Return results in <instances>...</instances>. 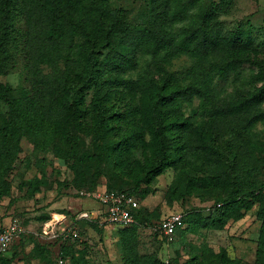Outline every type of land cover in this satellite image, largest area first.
<instances>
[{
    "label": "rangeland",
    "instance_id": "obj_1",
    "mask_svg": "<svg viewBox=\"0 0 264 264\" xmlns=\"http://www.w3.org/2000/svg\"><path fill=\"white\" fill-rule=\"evenodd\" d=\"M210 1H170L163 13L151 11L150 0H109V3L112 10H123L126 25L148 27L158 37L177 39L181 30L200 23L201 9L205 10ZM228 2L217 12L214 29L221 35L238 30L250 33L253 44L248 49L243 48L239 56L235 50L215 53V63L219 66L235 57L240 58L241 65L227 78L214 80L213 94L205 101L206 110L201 109L202 101L195 96L191 101L181 99L179 110L166 111L167 121L175 118L190 123L187 130L178 131V141L183 142L187 152L180 164L163 169L146 185L148 194L139 189L135 192V211L139 221L135 231L106 230L99 224L103 223L100 219L95 227L91 224L95 220L78 218L82 211H104L98 201L85 193L111 188L129 189L134 184L131 176L120 175V170L111 168L110 163L103 164L97 175L90 168L91 174H86L81 188H77L73 181L74 173L69 168L71 155L90 152L97 141L93 134L94 113L90 104L94 97L90 88L83 91V104L90 114L74 119L70 130L73 143L65 147L70 149L65 156L57 154L51 147L37 149L27 139H22L21 150L7 176L10 191L0 198V229L16 219L24 228L26 238L20 246L7 249L0 255V264H48L51 252L57 249L56 245L61 240L60 235L69 232L71 237L66 239L71 246L68 251L70 264H181L185 261L213 264L225 259L240 264L255 263L260 230V220L256 215L258 205L243 211L238 218L228 219L222 228L211 225L206 212V207L229 194L238 197L249 195L259 186L264 191V121L250 127L245 125L250 114L264 111V101L249 114L217 117L208 113V109L233 107L264 82V48L257 46L258 41L264 38V0ZM119 37L103 50L102 58L107 53L122 51L121 42L127 36L121 33ZM195 60L181 54L163 64L161 56L137 53L135 67L125 70L121 76L132 80L140 75L148 77L154 81L152 91L160 87L165 95L177 85L191 83ZM111 75L115 76V73ZM0 82L13 88L14 94H19L21 66L0 75ZM150 101L148 93L128 90L110 91L102 100L112 112L126 117L115 121L116 131L122 134L148 123ZM134 106L139 111L129 118L132 120H127ZM150 157L145 148L133 150L134 161H147ZM212 175L218 176L224 185L216 187L211 184L210 187L193 189L186 185L188 178L197 177L201 181ZM36 181L41 183L34 188ZM190 210L197 212L176 229L172 241H166L159 234V222L176 213L188 218ZM72 232L77 235L72 236Z\"/></svg>",
    "mask_w": 264,
    "mask_h": 264
},
{
    "label": "trees",
    "instance_id": "obj_2",
    "mask_svg": "<svg viewBox=\"0 0 264 264\" xmlns=\"http://www.w3.org/2000/svg\"><path fill=\"white\" fill-rule=\"evenodd\" d=\"M170 1L150 0L151 11L163 13ZM228 3V0L210 1L205 10L201 9L200 23L181 30V35L172 39L158 37L148 27L126 25L123 10H112L109 0H0V75L11 72L16 66L22 69L19 94H14L13 88L0 82V198L10 191L7 176L16 154L21 150L23 138L37 149L51 147L61 156L70 151L65 147L73 143L70 130L74 119L90 114L83 104V91L90 88L94 97L90 104L94 113L93 134L97 141L90 152L71 155L69 168L74 173L76 187L81 188L85 184L90 168L97 175L103 164L110 163L111 168L120 170V175L131 176L134 184L129 189L111 188L107 191L124 192L134 198L138 189L148 194L149 187L146 185L163 169L180 164L187 152L183 142L178 141V131L187 130L190 123L175 118L167 121L166 111L179 110L181 99L191 101L195 96L202 101L201 109L206 110L205 101L213 94L214 80L227 78L241 65L240 58L235 57L219 66L215 63V53L235 50L239 56L243 48L248 49L253 44L250 33L238 30L221 35L214 29L217 12ZM121 33L127 36L126 40L121 38L122 51L107 53L102 58L103 50L113 43L114 38H120ZM257 46L264 48V38L258 41ZM137 53L161 56L163 64L181 54L194 57V78L191 83L177 85L165 95L160 87L152 91L154 81L148 77L140 75L132 80L121 76L125 70L135 67ZM116 90L143 91L150 95L147 124L130 129L125 134L116 131L115 121L126 117L112 112L109 105L102 102L110 91ZM263 101L264 82L233 107L208 109V113L217 117L249 114ZM137 111V106L132 107L127 120H132L129 118ZM261 121H264V111L250 114L245 119V125L250 127ZM137 147L145 148L151 155L150 159L132 160L133 150ZM196 178H188V188L224 185L216 175L201 181ZM39 182H35L34 188ZM261 188L259 186L249 195L240 197L229 194L214 201L206 211L209 223L222 228L228 219L238 218L243 211L258 205L256 215L260 220V230L258 258L254 264H264V191ZM132 212L134 223L120 230L135 231L139 222L138 212L135 208ZM195 212L190 210L188 218H183V224ZM91 222L97 227V220ZM202 225L206 223L203 221ZM25 238L26 233L8 249L20 246ZM60 238L48 264H56L58 252L66 260L65 264H70L68 251L71 246L62 234ZM181 264L190 263L185 261ZM213 264L240 263L225 259Z\"/></svg>",
    "mask_w": 264,
    "mask_h": 264
},
{
    "label": "built area",
    "instance_id": "obj_3",
    "mask_svg": "<svg viewBox=\"0 0 264 264\" xmlns=\"http://www.w3.org/2000/svg\"><path fill=\"white\" fill-rule=\"evenodd\" d=\"M84 195V193H81ZM86 196L98 201L104 208L103 224H108L117 227H125L134 223L133 209L136 207L135 198L124 192L103 191L85 193ZM210 207V206H209ZM206 207V210H209ZM99 213L82 211L78 217L97 220ZM183 223V215L176 213L171 217L164 218L159 222L158 231L166 241H172L176 229ZM25 230L16 219L10 220L5 226L0 229V253H4L9 246L24 234ZM72 232V236H76ZM160 236V235H159ZM63 238L71 237L70 232L62 235ZM66 260L62 257L61 252H58L56 264H65ZM167 263V261H166Z\"/></svg>",
    "mask_w": 264,
    "mask_h": 264
},
{
    "label": "crops",
    "instance_id": "obj_4",
    "mask_svg": "<svg viewBox=\"0 0 264 264\" xmlns=\"http://www.w3.org/2000/svg\"><path fill=\"white\" fill-rule=\"evenodd\" d=\"M101 212H103L102 210H99V216L96 218L97 220L100 219V221L103 222V214H101ZM95 213V212H94ZM80 214V213H79ZM79 218V217H78ZM100 225H102L103 229H117V228H121V227H117V226H112V225H108V224H103V223H99Z\"/></svg>",
    "mask_w": 264,
    "mask_h": 264
}]
</instances>
